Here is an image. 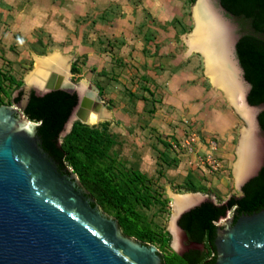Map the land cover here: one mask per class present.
<instances>
[{
    "label": "water",
    "instance_id": "95a60500",
    "mask_svg": "<svg viewBox=\"0 0 264 264\" xmlns=\"http://www.w3.org/2000/svg\"><path fill=\"white\" fill-rule=\"evenodd\" d=\"M192 17L246 124L232 169L244 195L222 204L199 191L176 196L170 246L195 264L208 227L212 256L202 264H264V0H195ZM23 79L15 104H0V264H163L158 247L123 234L63 163L58 136L92 121L98 88L71 83L49 60Z\"/></svg>",
    "mask_w": 264,
    "mask_h": 264
},
{
    "label": "rangeland",
    "instance_id": "374dc122",
    "mask_svg": "<svg viewBox=\"0 0 264 264\" xmlns=\"http://www.w3.org/2000/svg\"><path fill=\"white\" fill-rule=\"evenodd\" d=\"M194 2L0 0V104H15L11 93L25 86L23 77L36 66L37 56L56 51L71 59L75 85L80 79L100 85L99 97L110 113L87 125L102 130V122H108L103 133L110 145L102 163L124 177L141 174L131 200L156 239L146 243L157 246L162 256L176 252L168 229L173 193L198 192L186 190L194 185L216 202L240 195L232 169L246 124L212 84L199 50L189 53ZM72 64L78 71L71 70ZM191 136L201 141L200 147L189 145L198 147L196 154L186 145ZM208 140L217 143L215 170L200 159L210 150ZM80 183L103 212L116 218L102 190ZM164 231L169 234L165 244L160 241Z\"/></svg>",
    "mask_w": 264,
    "mask_h": 264
},
{
    "label": "trees",
    "instance_id": "16d2710c",
    "mask_svg": "<svg viewBox=\"0 0 264 264\" xmlns=\"http://www.w3.org/2000/svg\"><path fill=\"white\" fill-rule=\"evenodd\" d=\"M71 70L78 71L74 64H72ZM21 84V81L16 83L18 86ZM96 86L99 94H102L103 88L100 85ZM29 119L41 122V120ZM107 125V121L102 122V130H98L80 121H75L71 130L63 138L59 134V145L65 152V155L62 157L63 163L67 168L71 167L78 174L82 184L92 190H102L105 198L116 210V218L124 234L135 236L145 242L156 240L152 236V232L141 223L131 200V197L135 195L136 186L142 183L141 174L135 172L131 176L124 177L121 174L115 173L113 167L102 163L100 160L110 145V139L103 133ZM186 190L203 191L202 188L194 185L188 186ZM240 195H244L242 190ZM240 195L234 196L239 197ZM214 203L222 204L223 201H214ZM235 208L236 204H232L227 209V212ZM211 221L216 225L217 221L213 219ZM208 233V227H204L202 242L205 250L195 264H202L212 256V249L208 242ZM160 239L162 243H168V232L164 231ZM163 260V264H188L186 259L177 252L164 255Z\"/></svg>",
    "mask_w": 264,
    "mask_h": 264
},
{
    "label": "bare ground",
    "instance_id": "6f19581e",
    "mask_svg": "<svg viewBox=\"0 0 264 264\" xmlns=\"http://www.w3.org/2000/svg\"><path fill=\"white\" fill-rule=\"evenodd\" d=\"M186 41L189 45V53H191L194 50H197V51L199 50L198 52H200L203 55L204 61H205V66H206V74L209 76L212 84L215 87L222 89V91L224 92L225 96L227 97V99L229 101V88L226 85V83L220 77L215 75L212 72V70L210 69L205 44H204L203 39L201 38L199 32L195 28L192 31V33L189 34L188 37H186ZM44 60H49L52 63H54L56 66H58L60 69H62L64 71V73L66 74L67 79L71 83H73L70 79V62H71V59H69L66 55L62 54L59 51H56V52L52 53L51 55H48L45 57L37 56L36 66ZM84 80L88 81L86 79H84ZM99 100L100 101L98 102V104L96 105V107L93 111L92 121L89 122L88 124H92V125L97 124L100 121L104 120V118L109 116L110 112L105 107V105L102 103L100 97H99ZM229 103H230V101H229ZM237 104L239 106H241V104H242V98H241L240 92L237 93ZM186 193H188V194H199V193H191V192H186ZM180 194H182V193H173L174 198Z\"/></svg>",
    "mask_w": 264,
    "mask_h": 264
},
{
    "label": "built area",
    "instance_id": "2783aa9c",
    "mask_svg": "<svg viewBox=\"0 0 264 264\" xmlns=\"http://www.w3.org/2000/svg\"><path fill=\"white\" fill-rule=\"evenodd\" d=\"M196 139L198 140L197 137L191 136L189 139L186 140V145L189 147V145H191L192 143H196V145L197 146L199 145L198 147H200L201 141H199L200 142L199 144V142ZM208 146L210 147V150L204 152V154L200 156V159L202 160V164H205L210 169L215 170L218 168V161L214 157L213 151L217 149V143L214 140L211 141L208 140ZM198 147L190 146L189 151L196 154Z\"/></svg>",
    "mask_w": 264,
    "mask_h": 264
},
{
    "label": "crops",
    "instance_id": "0c3cea01",
    "mask_svg": "<svg viewBox=\"0 0 264 264\" xmlns=\"http://www.w3.org/2000/svg\"><path fill=\"white\" fill-rule=\"evenodd\" d=\"M79 1V0H78ZM80 1H82V0H80ZM102 16V15H101ZM101 16H100V18H101ZM93 19H96V16H94V18ZM102 19V18H101ZM104 20V19H103ZM84 25V24H83ZM73 28V27H72ZM74 29V28H73ZM81 33H83V31L81 32ZM58 35V37H59V35H61L60 33H58L57 34ZM107 43V45H109L110 44V42H109V40L106 42ZM99 45H100V43H99ZM112 45V44H111ZM104 49H105V47H104ZM109 51V50H108Z\"/></svg>",
    "mask_w": 264,
    "mask_h": 264
},
{
    "label": "flooded vegetation",
    "instance_id": "af4514ba",
    "mask_svg": "<svg viewBox=\"0 0 264 264\" xmlns=\"http://www.w3.org/2000/svg\"><path fill=\"white\" fill-rule=\"evenodd\" d=\"M241 192V191H240ZM233 211V209H231ZM218 222V221H217ZM217 224V223H216Z\"/></svg>",
    "mask_w": 264,
    "mask_h": 264
}]
</instances>
